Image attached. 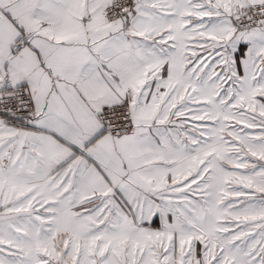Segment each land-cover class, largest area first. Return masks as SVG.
<instances>
[{
	"label": "snow or ice",
	"instance_id": "1",
	"mask_svg": "<svg viewBox=\"0 0 264 264\" xmlns=\"http://www.w3.org/2000/svg\"><path fill=\"white\" fill-rule=\"evenodd\" d=\"M0 264H264V0H0Z\"/></svg>",
	"mask_w": 264,
	"mask_h": 264
}]
</instances>
